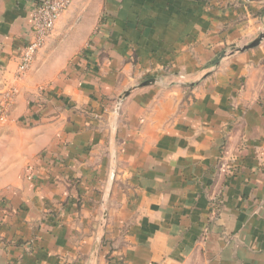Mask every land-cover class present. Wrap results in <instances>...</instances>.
I'll list each match as a JSON object with an SVG mask.
<instances>
[{"label":"crops","instance_id":"obj_1","mask_svg":"<svg viewBox=\"0 0 264 264\" xmlns=\"http://www.w3.org/2000/svg\"><path fill=\"white\" fill-rule=\"evenodd\" d=\"M35 1L0 0V264H264V0H73L14 80Z\"/></svg>","mask_w":264,"mask_h":264},{"label":"built area","instance_id":"obj_2","mask_svg":"<svg viewBox=\"0 0 264 264\" xmlns=\"http://www.w3.org/2000/svg\"><path fill=\"white\" fill-rule=\"evenodd\" d=\"M73 0H36L32 14V28L29 41L22 48L18 60L14 80H19L27 73L39 50L52 36L60 17L68 10ZM0 105V120L12 105L17 89L15 83L3 92Z\"/></svg>","mask_w":264,"mask_h":264},{"label":"water","instance_id":"obj_3","mask_svg":"<svg viewBox=\"0 0 264 264\" xmlns=\"http://www.w3.org/2000/svg\"><path fill=\"white\" fill-rule=\"evenodd\" d=\"M264 38V33L261 34L256 40H254L253 42H251L249 45L241 48L239 51L243 52V51H246V50H249V49H252L254 47L257 46V44L260 42V40ZM154 83L153 80L151 81H146V82H143V83H140L137 88H143V87H146L148 85H152ZM132 91V89H129L127 91H125L122 96L119 98L118 100V103L115 107V110H114V116H113V120H114V117L118 114V111H119V108H120V103L122 101V99H124L125 97H127L130 92ZM115 134L114 132H112L111 136H110V143H109V149L111 151V157H110V173H109V178L107 180V184H106V191H105V195L103 197V201H102V206L104 207L105 205V202H106V198L108 196V191L110 189V186H111V183H112V180H113V171H114V164H115V156H114V151H113V146H114V137ZM104 216V215H103ZM105 218V216L103 217Z\"/></svg>","mask_w":264,"mask_h":264},{"label":"rangeland","instance_id":"obj_4","mask_svg":"<svg viewBox=\"0 0 264 264\" xmlns=\"http://www.w3.org/2000/svg\"><path fill=\"white\" fill-rule=\"evenodd\" d=\"M12 105H13V103H12ZM12 105H10V107H9L10 109L8 110V112H6L5 115H3V120H0V136L2 134H4L5 137L6 136H9V132L8 131H10L11 126L8 125V123H12V121H11L12 120L11 119V114H12V108H11V106Z\"/></svg>","mask_w":264,"mask_h":264}]
</instances>
